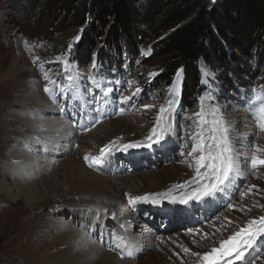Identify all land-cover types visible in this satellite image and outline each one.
I'll list each match as a JSON object with an SVG mask.
<instances>
[{"label":"rangeland","instance_id":"rangeland-1","mask_svg":"<svg viewBox=\"0 0 264 264\" xmlns=\"http://www.w3.org/2000/svg\"><path fill=\"white\" fill-rule=\"evenodd\" d=\"M29 3L28 0H0V126L6 124L8 131L15 126L13 121L5 118L17 108L16 101L19 100V95L23 94L26 82L30 80L36 83L38 92L40 91L39 93L46 97L50 104L53 101L45 94L44 87L54 88L57 96L52 105L59 112L61 107L65 108L61 116L73 125L76 139L84 136L96 124V121L85 119L87 113L96 117L100 108L102 109L100 120L103 121L115 120L121 116H148L154 112L158 113L160 106H167L170 99L178 101L175 109L178 123L186 127L191 126L195 119L193 113L200 107V98L210 93L213 100L208 103L218 106L223 120L231 130L230 135L235 148L242 151L253 145L264 147V132L255 127L252 114L247 109V102L253 89L259 90L264 87V47L261 46L260 39L254 40L256 44L246 52L237 46L227 44L225 62L218 57L216 59L212 57L209 61L201 59L198 65L200 84L197 92L193 91L190 101H187L183 97V71H177L170 86L162 83L159 78L160 62L150 61L153 57L151 44L139 46L134 44L133 48L130 45L126 48L117 32L113 31L115 21L107 14L101 22L89 17L84 25L78 26L71 16L63 12L58 22L59 17L48 18L40 10L42 6L36 7L32 15H29L27 13ZM89 35L92 41L84 42L85 36ZM65 60L70 65L67 71L64 68ZM45 74L49 80L56 82L55 85L49 84ZM69 76L79 82L81 91L77 92L80 100L77 98L72 101L65 98L73 95L71 87H67L65 93H60V86H67ZM93 78L99 87H94ZM177 79L180 80L179 85H176ZM175 86H178L176 95ZM107 88H112L113 91L104 96V90ZM138 88L140 91L136 93ZM125 97L131 99L121 104ZM120 108L123 109L122 112ZM80 117H84L85 122H81ZM23 123L20 121L19 125L22 126ZM161 143L163 146L133 148L127 152L119 150L122 145L113 146L106 157V162L99 168L91 169L94 174L103 177L139 176L145 171L152 172L172 166L184 167L194 174L193 169L187 166V161L191 162L192 159H189L190 157L187 160L182 159L181 155L190 149L183 146L186 143L191 144V141L187 140L185 130L178 129L176 136L167 137ZM73 146L77 149V141ZM38 148L39 151L44 150L43 145ZM74 148L73 152L76 151ZM47 152L46 150L45 155L50 156ZM241 159L243 160V156ZM241 192L245 194L243 199ZM230 204L233 207L230 208ZM127 207H131L129 208L131 214L139 218L140 224L134 225L131 232L136 250L131 255L125 250L124 258H121L120 251L118 258L121 261L142 263L150 251L149 242L175 241L183 235L190 239L201 237L202 240L212 236L220 243L232 234L231 232L229 234L230 229L227 228L229 224H220L225 219L224 214L227 210L234 214H231L235 222L234 232L245 226L248 221L264 216V168L254 173L245 165L244 172L233 180L225 192L218 193L215 198H206L201 203L193 201L187 207L171 205L167 201H163L159 206L140 202ZM139 207L143 209L138 210ZM144 209L148 212L143 211ZM123 210L124 206L118 208L117 218L122 216ZM2 219L11 226L12 213H7ZM65 219H68V215ZM114 220L115 218L111 216L105 221L108 232L105 242H101L99 228L92 233L94 241L104 243L106 250L110 248V237L115 233L114 226L121 232L128 231V226ZM121 225L124 227L121 228ZM223 229L228 231L224 234L221 231ZM3 231L0 229V264H33L32 259H18L19 254L16 251L18 247L6 241ZM246 258L254 259L255 264H264V251L259 247L249 250ZM236 264L242 262L237 261Z\"/></svg>","mask_w":264,"mask_h":264},{"label":"bare ground","instance_id":"bare-ground-1","mask_svg":"<svg viewBox=\"0 0 264 264\" xmlns=\"http://www.w3.org/2000/svg\"><path fill=\"white\" fill-rule=\"evenodd\" d=\"M179 81L176 80V85ZM67 86L80 100L79 82L75 78L68 79ZM177 89L175 86V95ZM39 92L34 81L26 82L23 94L16 101L17 108L5 118L13 121L15 127L8 131L6 124L0 126V229L4 230L6 241L18 247V259L29 258L33 264H132L118 258L120 250H106L104 243L94 241L93 231L99 228L101 242H105L108 236L105 221L115 213L114 222L128 226L126 233L133 238L132 229L140 222L131 214V207H127L125 193L133 196L163 193L173 185L191 180L194 174L179 166L145 171L139 176L94 174L84 161L86 154L98 155L106 145L113 148L145 141L157 113L103 121L99 108L96 117L87 113L85 119L96 124L77 140L73 125ZM85 119L80 117L81 122ZM20 121L24 122L22 126ZM39 125H43V130ZM76 141L77 149L73 146ZM40 145L44 150L39 151ZM46 150L50 156L45 155ZM120 206H124V210L117 218ZM9 212L12 213L11 226L2 219ZM231 214L227 210L225 219L220 222L229 224V234L234 232L235 226L234 214ZM114 227V232H121ZM228 230L221 231L225 234ZM218 243L212 236L202 240L184 235L175 241L149 242L150 251L138 264H198L197 257L190 253L207 252L214 246L219 247ZM184 248L189 249V253H185Z\"/></svg>","mask_w":264,"mask_h":264},{"label":"trees","instance_id":"trees-1","mask_svg":"<svg viewBox=\"0 0 264 264\" xmlns=\"http://www.w3.org/2000/svg\"><path fill=\"white\" fill-rule=\"evenodd\" d=\"M28 1L29 15L42 6L41 12L48 18L59 17L58 22L63 12L78 26L89 17L101 22L107 14L115 21L113 31L126 48L151 44L150 61L160 62L162 83L170 86L177 71H183V97L187 101L198 90L201 59L218 57L225 62L226 46L250 51L257 38L264 47V0ZM91 35L85 36L84 42H91Z\"/></svg>","mask_w":264,"mask_h":264},{"label":"snow or ice","instance_id":"snow-or-ice-1","mask_svg":"<svg viewBox=\"0 0 264 264\" xmlns=\"http://www.w3.org/2000/svg\"><path fill=\"white\" fill-rule=\"evenodd\" d=\"M95 66V58H93V67L95 68ZM69 67L70 65L65 60V70L67 71ZM45 79L48 80L49 84L55 85L56 83L49 80L46 74ZM68 79L72 81L73 77L69 76ZM92 83L94 87H99L94 78ZM67 87L69 86L61 85L60 93H65ZM112 91V88H107L104 90V96ZM139 91L138 88L136 93ZM44 92L49 95L53 102L56 101L57 93L54 88L45 86ZM136 93H133V95H136ZM65 98L75 101L77 96L73 94L65 96ZM130 99V97H125L121 100V104L127 103ZM211 100H213V96L210 93L200 98L199 110L193 113L195 119L191 126L186 127L184 124L178 123L175 115L178 101L170 99L167 106H160L155 117L154 126L145 137V141L120 146L119 150L124 152L133 148H152L153 145L163 146L161 142L165 141L167 137L176 136L178 129L185 130L187 140L191 141L190 145L186 143L183 146L190 148V150L186 153L182 152L181 155L192 158L191 162H187V166L193 169V178L184 184L173 185L163 193L142 196L125 193L129 205L134 206L137 203L145 202L159 206L163 201H167L171 205L187 207L193 201L201 203L206 198H215L218 193L225 192L233 180L244 172L245 165L254 173L264 168V147L253 145L238 151L232 143L230 129L223 120L218 106L208 103ZM247 109L252 114L255 127L260 132H264V87L259 90L253 89L247 102ZM60 110L64 112L65 108L61 107ZM122 111L123 109H121ZM34 118L36 117L34 116ZM39 127L43 130V125H39ZM112 144H115V142H112ZM110 151L111 146L106 145L100 149L98 155L86 154L84 161L89 168H99L106 162V157ZM242 156L243 160L241 159ZM251 191L252 188L250 187L249 192ZM244 195L241 192L242 199ZM229 207L231 208L233 205L230 204ZM113 218H115V213H113ZM123 227L121 225V228ZM110 240L109 250L119 249L121 258H124L123 253L125 250H127L128 255L136 250L134 240L126 232L112 233ZM257 247L264 251V216L248 221L245 226L233 232L227 239L221 240L219 247L214 246L204 253L192 252L190 254L197 257L198 264H236L237 261L242 262V264H255L254 259L248 260L246 257L249 250ZM183 251L189 253L187 248H184Z\"/></svg>","mask_w":264,"mask_h":264}]
</instances>
